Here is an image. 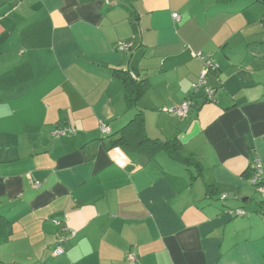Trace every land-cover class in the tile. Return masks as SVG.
I'll list each match as a JSON object with an SVG mask.
<instances>
[{
	"label": "crops",
	"instance_id": "0c3cea01",
	"mask_svg": "<svg viewBox=\"0 0 264 264\" xmlns=\"http://www.w3.org/2000/svg\"><path fill=\"white\" fill-rule=\"evenodd\" d=\"M263 18L261 0H0V260L264 264V192L246 191L264 169ZM199 51L216 67L194 89ZM118 70L143 80L134 107ZM136 108L202 169L107 147Z\"/></svg>",
	"mask_w": 264,
	"mask_h": 264
},
{
	"label": "trees",
	"instance_id": "16d2710c",
	"mask_svg": "<svg viewBox=\"0 0 264 264\" xmlns=\"http://www.w3.org/2000/svg\"><path fill=\"white\" fill-rule=\"evenodd\" d=\"M264 2V0H261ZM264 21V18H263ZM118 79L122 82L125 91L126 102L129 107H134L136 101L140 96L143 88V80L135 81L133 75L128 74L125 71L118 70L115 73ZM134 82L135 85H129L128 82ZM113 134V135H112ZM109 134V139L107 141V147L120 146L130 152L140 154L145 157V159L153 158L160 151H165L167 155L173 159L175 162L184 166L186 169H192L194 167L197 171L202 169L200 161L195 158L192 154L182 155L181 154V144L176 139V137L169 138L165 141H160L157 138L150 137L144 125L143 111L140 108H136V111L132 118H130L116 133ZM250 168V176L253 170ZM264 184V180L261 181ZM210 191V186L206 188V194ZM223 193L220 194V199L224 201L227 198V193L222 197ZM259 206H264V202H258ZM259 207L258 211L264 214V208ZM239 209V207L234 208ZM3 215L0 214V243L7 241V230L5 228L3 221ZM0 264H9L0 260Z\"/></svg>",
	"mask_w": 264,
	"mask_h": 264
},
{
	"label": "built area",
	"instance_id": "2783aa9c",
	"mask_svg": "<svg viewBox=\"0 0 264 264\" xmlns=\"http://www.w3.org/2000/svg\"><path fill=\"white\" fill-rule=\"evenodd\" d=\"M172 16L174 18H178V14L177 13H173ZM120 48H124L123 45L120 46ZM196 56L203 60V62L205 63L206 67L201 71V76L200 79L192 84V87L194 89H198L200 86H202L203 84V77L205 76V74L207 73V71L209 69H215L216 66H214V64L211 62L210 58L208 55L203 54L201 51L196 53ZM205 97L206 99H212L213 98V89L209 88V87H205ZM191 104V100L189 99H185L183 100L179 105H176L174 107H172L170 110V113L178 116V117H185L188 114V109L189 106ZM100 129L102 132L104 133H108L109 129L107 126L105 125H100ZM73 129L70 127H64L62 128L60 131H55V133H59V132H72ZM251 169L253 170L252 175L247 179V182L254 186L258 191H263L264 192V184H261V181L264 180V169L262 167V163L261 160L258 158H254L250 164ZM34 185L37 186L38 185V181L34 182ZM225 194L222 195V197H224ZM236 214H243V211L241 209H236L235 210ZM74 232H70V235H73ZM63 252V248L61 245H58L56 247V249L53 251V254H60ZM133 259L134 257L131 258V263L133 264Z\"/></svg>",
	"mask_w": 264,
	"mask_h": 264
},
{
	"label": "rangeland",
	"instance_id": "374dc122",
	"mask_svg": "<svg viewBox=\"0 0 264 264\" xmlns=\"http://www.w3.org/2000/svg\"><path fill=\"white\" fill-rule=\"evenodd\" d=\"M220 1H223V0H220ZM251 188L253 189V190H249V189H247L246 191H251V193H253V196H254V198H258L259 196V193H257V189L254 187V186H251ZM250 188V189H251ZM231 194V193H230ZM241 204H243L242 202H241ZM253 204V200L252 201H248L247 203H246V205H252ZM243 205H245V202H244V204ZM7 257V256H6Z\"/></svg>",
	"mask_w": 264,
	"mask_h": 264
}]
</instances>
